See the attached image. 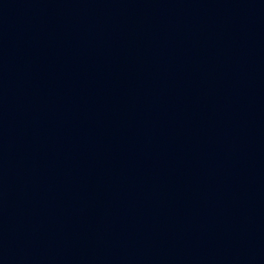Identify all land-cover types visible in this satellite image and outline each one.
I'll return each instance as SVG.
<instances>
[{
  "label": "water",
  "instance_id": "95a60500",
  "mask_svg": "<svg viewBox=\"0 0 264 264\" xmlns=\"http://www.w3.org/2000/svg\"><path fill=\"white\" fill-rule=\"evenodd\" d=\"M0 264H264V0H0Z\"/></svg>",
  "mask_w": 264,
  "mask_h": 264
}]
</instances>
